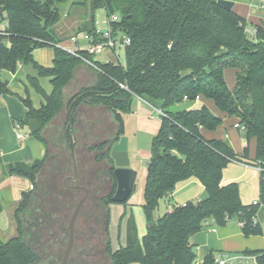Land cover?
<instances>
[{
  "label": "trees",
  "instance_id": "16d2710c",
  "mask_svg": "<svg viewBox=\"0 0 264 264\" xmlns=\"http://www.w3.org/2000/svg\"><path fill=\"white\" fill-rule=\"evenodd\" d=\"M59 1L0 0V31L6 34L0 35V73H13L20 65L31 67L36 75L29 77L28 83L43 99L36 109L28 98H20L26 108L21 123L28 125L29 120L35 119L40 125L39 131L30 132L31 135L45 143L40 131L63 108L73 118L75 109L83 103L104 107L112 114L116 133L111 141L101 145L108 147L123 136L122 113L128 112L133 98L161 105L162 115L151 141L143 187L145 234L138 237L135 220L129 214L122 244L111 250L108 241L106 252L111 264H194L196 253L190 237L209 221L222 227L236 217L243 236L262 234L254 220L256 207L259 203L264 205V171L259 172L258 205L243 204L237 183H223L222 174L231 162L264 168V28L253 27V36L248 35L246 21L215 0H91V19L82 31H93L96 8H103L106 16L118 10L120 19L113 26L130 40L124 46L125 63H100V71L93 73L94 82L64 103L63 90L81 63L55 48L61 42L52 30L59 20L55 9ZM41 48L53 51L52 66L44 67L33 59V52ZM227 69L234 71L232 88L224 78ZM39 78L49 79V94L39 85ZM8 93L6 82L0 78V97ZM196 97L213 102L224 117L235 118L245 128L247 147L241 154L223 140L202 137L201 128L214 131L222 123L205 105L171 110L182 102H195ZM250 139L255 141L253 158H249ZM47 155L46 151L44 157L30 164H10L2 170V177L18 175L34 183ZM100 158L109 159L108 151ZM135 176L132 170V188ZM192 179L201 184L204 198L185 205L170 203L168 198L178 186ZM27 196L22 195L13 216L18 236L6 242L0 240V264L36 261L35 254L21 239L19 217L27 207ZM160 200L165 201V212L156 218ZM105 203H113L111 195ZM243 254L255 258L248 264H264L263 252ZM215 255L209 252L201 264H215Z\"/></svg>",
  "mask_w": 264,
  "mask_h": 264
},
{
  "label": "rangeland",
  "instance_id": "374dc122",
  "mask_svg": "<svg viewBox=\"0 0 264 264\" xmlns=\"http://www.w3.org/2000/svg\"><path fill=\"white\" fill-rule=\"evenodd\" d=\"M90 1L91 0H61L55 4V9L59 14V20L52 27V30L56 35V37L61 41L60 42L61 44L68 46L69 38H71L72 36L80 37V35L78 34L79 33L78 30L85 29V25H87L91 19ZM118 12L119 11L116 10V13ZM108 18L109 17L106 16L105 10L103 8L99 7L95 9L94 11L95 25L100 27L107 26ZM1 27L2 24H0V28ZM61 36L64 37L61 38ZM116 41H117L116 53L119 57L118 62L123 65L125 63L124 45L118 46L119 45L118 43L120 42L119 36L117 37ZM41 49L52 51L50 48H41ZM18 68L12 74H15ZM29 68L32 71H34L31 67ZM84 75L85 74L83 72H80L79 74V76H84ZM1 78L5 79L8 78V76L1 75ZM224 78L227 85L232 86L234 84V71L232 69H227L224 73ZM4 82H6V86L10 94L9 93L5 94L6 96L3 97L1 101L2 103L4 102L5 104L7 102L6 107L9 111V115H7L5 112L0 114V130L3 132L6 124L9 131L5 133L6 138L4 140L7 143L8 148L10 150L8 155L9 157L15 156L14 158H17V150L21 146L25 145V143H28V147H29L30 146L29 143L35 141V138L34 136L31 135L28 125L22 124L20 132L22 134H27L30 140L28 138H26L25 141H19L16 139L15 135L17 133V130L15 128V124L13 125V121L11 123L10 116L15 117L16 119H21V121L24 120L25 106L23 105L20 98H25V93L23 91V88L22 90L21 89L19 90L17 88H14L13 83H10L8 81H4ZM41 84L43 88L47 87L46 83L42 82ZM27 90H28V94L26 95V98H28L31 101V104L33 103V105L37 106L39 100H41L39 98V95L35 93V91L31 86H28ZM137 100L141 101L145 106L142 105V107L138 108L136 106V103H134L133 106L129 109L134 112L133 113L134 115H130V112L122 113V117L124 121L123 137L127 138V153L129 159V168L136 172L134 190L132 191V193L130 194L129 198L125 203H110L108 205L103 203L104 218L106 216V221H107V237L109 238L111 250L117 249L122 244L125 221L129 214H131L135 220L138 237L141 238L145 234V221L142 211V204H143V187L146 177V164L150 158L151 141L153 137L156 135L161 119V117L157 114V111H155L152 106L160 109L161 105L156 101L147 102L144 99H137ZM199 106L200 104L198 102H182L180 104L173 106L171 110L182 111L190 108H195V107L197 108ZM65 115L66 113L63 108L59 112V114L52 120V122L40 131L41 135L45 138L44 136L45 132L52 134V129L58 127H62L64 131V128H66L67 125L69 124V118H66L64 120ZM227 133L233 134V140L237 142V149L239 152L241 146L246 145L247 142L244 133L242 131L234 132V130L231 129H229ZM217 134L218 135L222 134L223 136L224 135L223 129L219 128V130H217ZM45 140L47 139L45 138ZM229 142L227 141L228 144ZM23 149L24 148L22 147L20 150ZM248 149H249V158H251L250 154L254 152L253 139L249 140ZM27 152H28V148H27ZM108 155H109V161L107 160V162L113 163V161L110 158L109 152ZM46 159H48V155ZM226 179L228 180V182L237 183L239 188L240 199L243 204L251 205L254 201L259 203V196H258L259 171L256 169V167L248 166L240 162H231L223 170V180ZM107 184L108 185L107 187H105L103 194L109 191L108 189L109 183ZM204 196L205 195L201 184H199L197 180L192 179L187 183L185 182L183 187L180 186L177 188V192L174 196V199L179 202L196 201L203 199ZM165 207H166L165 201L160 200L158 204V208L155 213L156 218L164 214ZM256 211H257L256 212L257 221L259 220L261 232L262 234H264V205L259 203V205L256 207ZM123 214H125L124 217H122ZM3 219H4V213H1L0 221L3 222ZM230 223H237L240 225L236 217L232 218ZM1 224L2 223H0V227L4 226ZM202 230L203 228L199 232H202ZM0 240L6 242L9 239L7 238ZM97 253L99 257H105V264H111L110 256L107 252L105 254L104 251L102 253L97 250Z\"/></svg>",
  "mask_w": 264,
  "mask_h": 264
},
{
  "label": "crops",
  "instance_id": "0c3cea01",
  "mask_svg": "<svg viewBox=\"0 0 264 264\" xmlns=\"http://www.w3.org/2000/svg\"><path fill=\"white\" fill-rule=\"evenodd\" d=\"M157 1L162 2L163 0H157ZM226 1H230L233 4L232 11L246 21L247 34L250 33L253 27L259 26L264 28V8L260 7V5L262 4L261 0H226ZM78 31H82V30H78ZM62 37L64 36H61V38ZM32 55H33V59L38 64L44 67L52 66V59H53L52 51L37 49L33 52ZM80 72H83L85 75L79 76ZM94 72H95L94 70L90 69L89 67L83 64H80L76 68L75 76L73 80L63 90V97L66 98L64 99L65 103L70 101L73 98V96L78 92L79 89H81L84 86H88L94 82V75H93ZM1 75H7L8 78L2 79ZM35 75L36 72L32 71L29 67L20 65L15 74L2 71L0 73V78L3 81H8L10 83H13L14 88H17L19 90L20 89L22 90L23 88L26 98V95L28 94L27 88L28 86H30L28 83V79L29 77H34ZM42 82L46 83L47 87L43 88L41 84ZM38 83L46 92V94H49L51 92V85L49 83L48 78H39ZM233 85L232 86L228 85V87L232 88ZM5 96L6 95H2L0 97V114L5 112L7 115H9V111L6 107L7 102L5 104L4 102L2 103L1 101ZM39 98L41 100H39L37 106L33 105L32 103L33 108L36 109L39 108V106L43 102V99L40 95ZM133 100L130 104V108L133 106L134 103H136V106L138 108L144 105L141 101L137 100V98H134ZM195 102L205 105L211 111L212 114L222 119L221 125L214 131H209L205 128H201L200 134L202 135V137H204L207 140L219 139L225 142L230 141L229 144L234 150V152L236 154H241L242 150L245 147H247V144L241 146L238 152L237 142L233 140V134L227 133L229 129L234 130V132L236 131L239 132V130L234 127L235 124H238L237 120L235 118L224 117L211 101H206L198 97V100ZM64 111L66 113V115L64 116L65 117L64 120L66 118H69V122H70V116L67 115L66 109H64ZM129 112L130 115H134L133 114L134 112L132 110H128V113ZM25 113H26V108H25ZM73 117L74 119L72 118V122L71 125L69 126L68 131H67V127L64 128L65 135L69 134L70 137L72 138V146H78L79 135L76 133V131L88 129L85 140L91 138H94L95 140V142L89 146L79 145L77 157L81 156V154H83L84 151H86L88 148L93 147L98 141H103L104 139L107 140V138L112 137L116 133L117 124L114 121L112 114L108 112L104 107L101 106L90 107L82 103L75 109ZM10 120L11 123L13 121V125L15 123H21V119H16L13 116H10ZM219 128L223 129L224 132L223 136L222 134L220 135L217 134V130H219ZM8 131L9 130L6 124L3 132L0 130V203L3 206V210L0 212V214L4 213L3 222L0 221V223H2L1 225H4L1 226L2 228L0 227V239H7V238L10 239L18 236L17 223L13 217L14 213L17 210L18 205L23 198L22 195L25 193L30 197L33 194V189H34V184L28 178L18 175H11V176L8 175L2 177V170L5 169L6 166L14 163L30 164L34 160L41 159L42 157H44L47 151L46 148L47 140H45L44 138L45 143H41L40 141L35 139V141L29 143L30 145L29 147H28V143H25V145L21 146L17 150V158H14L15 156L9 157L8 154L10 150L8 148L7 143L4 140L6 138L5 133H7ZM19 141H25V140H19ZM253 142H254V152H255V141L253 140ZM22 147L24 149L20 150ZM27 148H28V152H27ZM254 152L250 154L251 158L254 157ZM222 181L223 183H228L227 179L223 180V174H222ZM184 184L182 183L178 187L180 186L183 187ZM176 192L177 189L174 193L170 195L168 201L170 203H178L180 205L186 203L187 201L179 202L174 199ZM258 223L260 225L259 220ZM190 243L195 247L196 258L194 264H201L204 257L211 251L215 254L222 253L229 255L243 254L245 251H249V252L260 251L264 253V234L245 237L240 231V225L237 223H230V222L224 227H216V228L210 221L207 222V226L203 227L202 232L196 233L192 237H190Z\"/></svg>",
  "mask_w": 264,
  "mask_h": 264
},
{
  "label": "flooded vegetation",
  "instance_id": "af4514ba",
  "mask_svg": "<svg viewBox=\"0 0 264 264\" xmlns=\"http://www.w3.org/2000/svg\"><path fill=\"white\" fill-rule=\"evenodd\" d=\"M48 134V132L44 133L45 138L53 143V139L49 138ZM66 136L67 145L68 134ZM113 137L114 135L107 138V142ZM59 139H61V145L57 147L64 148V132ZM104 140L94 145L96 149L90 151L88 148L77 158L74 154V163L70 155L71 175L67 176V171H64L62 152L59 153L60 156L52 155V158L46 159L36 175L33 196L27 197V207L22 211V220L19 217L21 223H24L21 224V239L36 256V261L31 264H64V252L70 237L69 223L81 201L82 204L73 225L71 249L65 264H96L94 246L90 243L94 235L95 246L99 247L104 242L103 251L106 254L109 241L106 216L101 222L95 216L98 209L103 208V203L106 204L105 199L113 195L116 186L110 173L113 163H108L107 158H100L104 152L108 151L107 146L101 148V145L105 143ZM107 183H109V191L103 194ZM64 187L79 193L75 196L73 203L70 202L71 205L69 201L66 202ZM72 208L73 211L66 225V214Z\"/></svg>",
  "mask_w": 264,
  "mask_h": 264
},
{
  "label": "water",
  "instance_id": "95a60500",
  "mask_svg": "<svg viewBox=\"0 0 264 264\" xmlns=\"http://www.w3.org/2000/svg\"><path fill=\"white\" fill-rule=\"evenodd\" d=\"M217 3L226 10H232L233 4L230 1L217 0ZM76 101L77 100H75L74 103ZM71 122H72V116H70V122L67 126V131L69 129V126L71 125ZM28 127H29V130L31 133H36L40 129V125H39L38 121L35 119L29 120ZM87 130L88 129L76 131V133L79 135L78 146H72V138L70 137L69 134H68V138H69L70 144L68 143L66 145V135L64 133V148L63 147H57V146L61 145V139H59V137L64 132L62 127L53 128L52 134H48L49 135L48 137L53 139V143L49 142V140L47 139L48 159L50 157L52 158V155H55V156L59 155L60 156L59 153L62 152L64 154V171H67V173H66L67 176L69 174L71 175V171H72L71 162H70L71 161L70 155L72 158V162L74 163V154L77 158L79 145L89 146L95 142L94 138L85 140ZM67 142H68V140H67ZM104 142H107V140H104ZM70 149H71V152H70ZM73 150H74V152H73ZM107 150L109 151L110 158L113 161L112 177L115 181V186H116L115 191H114L113 195L111 196V201L113 203H125L127 201V199L129 198L130 194L132 193V191L134 190V187L132 188V186H131V171L132 170L129 168V159H128V153H127V138H125L123 136L120 137L112 145H109L107 147ZM103 187H104V185H103ZM104 189H105V187H104ZM64 194H65V198L67 199L66 202L69 201L70 205H71L70 202L73 203V200H75V196L79 195L78 192L74 193L72 191H69L66 187H64ZM32 196H33V194L30 197H32ZM80 196H81V194H80ZM81 204H82V201L77 206V209L74 212V214L72 215L70 223H69L70 237H69L68 246L64 252V264L66 262V258L68 256V253L71 249L73 225H74V221L76 219V216L78 214V211H79ZM72 211H73V208L66 214V225L69 222V218L71 216ZM22 213L20 214L21 220H22L21 215H23ZM95 217H98L100 222H101V220L104 221L103 208L100 207V209H98V212H97ZM21 224H24V223H21ZM92 238L93 239L90 241V243H91V246L92 245L94 246V250H93L94 252L93 253H94V256L96 257V264H105V257H99V255L97 253V250L103 253L105 244L103 242L101 245H99V247H98V245L95 246V243H96L95 235L92 236Z\"/></svg>",
  "mask_w": 264,
  "mask_h": 264
},
{
  "label": "built area",
  "instance_id": "2783aa9c",
  "mask_svg": "<svg viewBox=\"0 0 264 264\" xmlns=\"http://www.w3.org/2000/svg\"><path fill=\"white\" fill-rule=\"evenodd\" d=\"M261 2L262 4L260 5V7L264 8V0H261ZM107 17H109L107 20V26L100 27L95 25L94 23V29L91 33L87 31H79L78 34L80 35V37L72 36L71 38H69L68 46L59 43L55 45V48L60 49L68 55L78 59L81 64L89 67L95 72L100 71L98 67L100 63H117L119 61V57L116 53L117 37L119 36L120 39L118 46L129 45L130 40L113 26L114 24L119 22V15L117 13H113L112 15ZM254 32L255 30L251 29L248 35L253 36ZM0 35L6 34L0 31ZM119 86L121 88H124L123 85ZM135 98L143 99L140 97ZM197 100L198 97H196L195 101ZM152 107L155 111H157V114L159 116L162 115L161 108L158 109L154 106ZM21 126V123H15V128L17 130L16 139L25 140L26 138H28V135L22 134L20 132ZM234 127L242 132L245 130L243 126H239L238 124H235ZM256 169L259 172L264 171V168H262L261 166L256 167ZM252 204L258 205V202L254 201ZM181 205H185V203ZM255 222H257V220H254V223ZM204 226H207V223H205ZM254 259L255 258L253 256H247L245 254L229 255L219 253L215 255L214 262L215 264H248L249 261H254Z\"/></svg>",
  "mask_w": 264,
  "mask_h": 264
}]
</instances>
